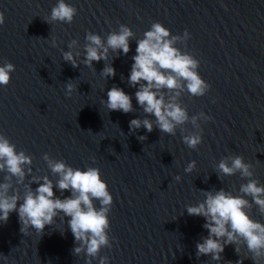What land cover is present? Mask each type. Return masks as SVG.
<instances>
[{"label": "water", "instance_id": "water-1", "mask_svg": "<svg viewBox=\"0 0 264 264\" xmlns=\"http://www.w3.org/2000/svg\"><path fill=\"white\" fill-rule=\"evenodd\" d=\"M66 2L77 8L73 21L51 25L44 18L57 0H0L5 15L0 64L15 65L10 82L0 85V133L32 156L36 175L57 179L42 159L46 152L74 168L100 169L113 196L109 234L114 239L100 253L109 256V264H217L209 256L196 257V242L207 235L205 220L188 215L185 206L204 199L202 189L224 187L238 194L247 178L237 173L219 179L215 169L229 154L253 164L254 178L264 184V0ZM153 21L162 22L172 34L188 29L187 50L200 60V75L211 85L204 96L185 92L181 97L190 115L203 111L212 117L201 122L203 139L195 149L183 142L187 132L179 128L174 136L155 126L151 133L143 127L129 132L131 119L147 115L127 77L136 40ZM120 23L135 35L127 55L110 50L107 62L115 68L114 77L101 74L104 60L75 68L63 60L62 50H69L72 39L79 41L73 50L81 52L77 59L82 60L87 31L106 39ZM69 80L76 85L71 97L65 95ZM113 85L132 96L136 111L109 112L102 101ZM185 127L194 131L190 123ZM138 135L147 139L140 141ZM192 160L196 167L187 173ZM4 175L0 172V180ZM54 192L60 195L59 189ZM252 214L264 221L255 207ZM73 247L74 237L59 218L45 227L42 237L35 229L21 233L17 212L0 222V254L9 257L7 264H85L83 254H72ZM222 255L225 261L239 259L233 245L225 246ZM0 264L5 261L0 259Z\"/></svg>", "mask_w": 264, "mask_h": 264}, {"label": "clouds", "instance_id": "clouds-1", "mask_svg": "<svg viewBox=\"0 0 264 264\" xmlns=\"http://www.w3.org/2000/svg\"><path fill=\"white\" fill-rule=\"evenodd\" d=\"M76 13L74 5L66 0H57L44 20L51 25L55 22L70 24ZM4 23L5 15L0 11V25ZM134 35L131 27L124 23L119 24L118 31L109 32L106 39L89 30L85 35L83 59H77L81 52L73 49H76L79 41L72 39L67 46L69 50H62L63 60L74 68L81 64L92 67L93 61L104 60L106 63L101 74L105 78L114 77L115 68L111 62H107L109 52L127 55L129 42ZM190 37L188 29L182 35L172 34L162 22L153 21L143 37L136 40L127 83L137 89L134 93L137 104L147 115L130 120V133L141 127L151 133L155 126L160 132L174 136L179 128L181 133L187 132L182 139L189 148L195 149L202 143L201 122L209 121L212 117L203 111L190 115L187 105L181 100L185 92L192 97H201L211 88L200 75V60L187 50ZM180 44L184 47H179ZM52 45L56 46L55 39ZM13 71V63L0 64V85L6 86L10 82ZM121 79H124L123 75ZM65 85V95L71 97L76 85L72 80ZM102 103L109 112L136 111L132 96L116 85L107 91V99ZM188 123L194 131H188L185 127ZM137 139L143 141L147 137L138 135ZM42 159L57 177L55 181L48 175L34 174L32 156L24 149L17 150V145L0 133V172L5 173L0 180V222L6 223L10 214L17 212L20 232L28 235L30 229H35L42 237L45 227L57 223L59 218V222L67 223L74 237V256L83 254L85 264H93L96 258H99V264H109V256L100 253L103 248H111L114 239L109 234L113 196L100 169L93 166L74 168L47 152ZM92 159L95 160V157ZM195 167L196 161L192 160L184 171L191 173ZM215 169L219 179L237 173L242 179H247L240 185L238 194L224 187L218 190L202 189L204 199L185 206L188 215L201 216L205 220L203 228L207 230V235L196 242V257L209 256L217 264H243L245 259H251L253 264H264V221L252 214L255 207L264 216V184L254 178L253 164L246 162L242 155L224 156ZM175 179L179 181L181 176L176 175ZM33 183L38 187L33 189ZM54 188L59 189V196ZM65 191L70 195L64 196ZM227 245L234 246L239 257L237 261L224 260L222 253ZM0 259L7 264L9 257L0 254Z\"/></svg>", "mask_w": 264, "mask_h": 264}]
</instances>
